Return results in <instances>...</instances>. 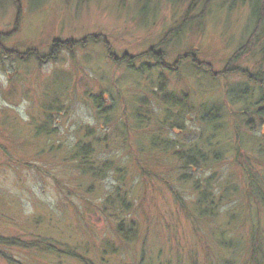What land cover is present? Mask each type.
<instances>
[{
    "label": "rangeland",
    "instance_id": "obj_1",
    "mask_svg": "<svg viewBox=\"0 0 264 264\" xmlns=\"http://www.w3.org/2000/svg\"><path fill=\"white\" fill-rule=\"evenodd\" d=\"M18 2L0 0V235L56 249L0 246V264H254L251 224L264 227V208L246 187L264 188V116L244 115L241 104L229 115V131L237 126L245 144H260L240 150L246 161L231 151L210 166L182 168L149 141L191 142L201 128L196 109L224 105L231 87L260 96L247 78H264V37L237 53L251 28L248 8L196 17L200 8L185 15L187 3L166 0ZM124 53L130 63L112 60ZM176 61V70L158 67ZM99 94L103 111L92 100ZM167 94L189 96L181 130L163 123ZM49 108L55 132L37 135L34 123ZM88 135L96 177L72 154ZM196 184L213 205L196 206ZM204 207L215 214L202 215Z\"/></svg>",
    "mask_w": 264,
    "mask_h": 264
},
{
    "label": "trees",
    "instance_id": "obj_2",
    "mask_svg": "<svg viewBox=\"0 0 264 264\" xmlns=\"http://www.w3.org/2000/svg\"><path fill=\"white\" fill-rule=\"evenodd\" d=\"M141 2H144L145 4H148L151 0H140ZM167 2H170L171 5H177L181 2L187 3L186 9H185V15H188L189 13L193 12L197 8H200L198 14L196 17H202L203 13L202 11L207 10L208 8L210 10L209 13L212 11V7H219L225 9L227 12H231L236 7H247L250 14V24L251 28L248 31V35L246 37V42L243 43L242 47L239 48L238 52H242L243 49H247L245 47H248L251 43H253V40H258L261 37H264V0H166ZM12 3H15L16 7L19 9L20 5L18 0H11ZM202 10V11H201ZM18 17V15H17ZM16 26V25H15ZM16 29V27H15ZM180 31V28H176L175 32ZM6 36H0L1 38ZM105 45L106 43H103ZM14 53H18L13 51ZM148 54H155L151 48L149 49ZM259 54L264 58V38H263V44L261 46V49L259 50ZM19 55V54H18ZM112 60H126L128 63H130V59L132 58L129 54L124 53L122 54L121 58H115L114 55L111 56ZM235 57V56H234ZM180 59V58H178ZM177 59V60H178ZM179 61V60H178ZM178 61L174 62L172 65H167L163 62L159 63V69L163 71H173L176 70V66ZM191 64L194 66V61L191 58ZM146 66V65H145ZM134 66L128 64L127 68L131 69ZM135 71V70H134ZM210 71V70H209ZM224 77V74H218ZM212 76V75H211ZM247 80L251 82L252 84H255L258 91H260V96L254 101V98L248 96V91L246 88L243 89H237V87H231L230 90H227L223 97L224 105L221 103L220 106H216L215 104L206 105L203 104V107H199L197 110V113L200 115V125L201 128L195 133V137L191 142L183 143V144H176L174 145V142L171 140H163L162 143L155 142V139H149L151 147L157 150L162 151L163 153H172V157L176 158L178 162L181 163L182 168H191V167H207L210 166V164L217 163L221 161L226 154H231L235 151V157L241 161L245 160V156L242 155V152H246V150H250V147L252 146V149L255 153V145H257V149H260L259 143H247L245 144V141L241 140V132L240 129L237 126H234L231 131L228 130V124H229V115L231 112H233V106L241 104L242 109L241 112H244L245 115L248 112H252L253 114L264 116V78L260 76L259 73L254 74H248ZM171 96V97H168ZM168 100L165 104L169 106L170 108H175L176 112L174 114L175 121L177 122H168L170 118L173 116L171 115V111H169V107L165 109V117L163 119L164 124H169L170 129H178L181 130L182 124L179 123L183 120L186 112H185V105L182 104L183 100H186V104L188 103L189 96L187 94H183L182 98H176L172 95H164ZM105 97L101 94L97 96H93L92 100L94 101L95 107L101 111H103L105 108L102 107L103 99ZM112 100V99H111ZM221 101V100H220ZM254 101V102H253ZM112 102V101H111ZM189 104V103H188ZM190 105V104H189ZM191 106V105H190ZM195 110V107L191 108ZM195 110V111H196ZM52 111H54L52 108H49L46 110L47 117L44 118L41 121V124L35 122L34 127L36 130L37 135H47L48 137L51 136L55 129H52L54 124V120L52 119ZM111 111V110H110ZM196 113V114H197ZM99 114V113H98ZM173 116V117H174ZM236 116H234L235 119ZM238 118V116H237ZM246 118V117H245ZM251 120L248 121L246 119L247 125H251ZM209 124L211 126V129H209L208 132L203 128L204 125ZM230 128V127H229ZM247 135V134H246ZM89 135L86 137L81 138L78 140V142L73 146L72 154L73 159L76 161H79L80 168L83 173L94 175L96 177L99 172H96V169L91 166L92 163L87 161L88 157L91 154V151L93 149V143L88 140ZM232 138L235 140V145L233 146L231 140ZM264 143V141H263ZM247 145V149L245 150V146ZM175 150V152H174ZM242 152H241V151ZM240 151V152H238ZM237 153V154H236ZM246 161V160H245ZM246 173L248 174L251 179H254L255 174L253 173V170L246 168ZM251 181L247 182V191L249 194V198L254 197L256 194V198L261 200L263 202L262 208H264V188L261 185V182H257V185L251 184ZM195 188L199 191L198 186L196 184ZM253 191V193H252ZM211 196V193L209 191H199L198 194V203L196 206L198 207L199 204H207V199L209 198V205H213L214 200L209 197ZM251 196V197H250ZM208 206V205H207ZM258 205H256L257 208ZM205 210H203L202 215H214V209L211 207H204ZM198 209V208H197ZM256 213L260 212L259 210H256ZM259 211V212H258ZM260 215H258L259 217ZM264 219V218H263ZM252 228L254 229L251 233L250 239V249H251V259L250 262L254 264H264V248L260 246V243L258 239L255 237L256 231H259V233L262 232L261 238H263L264 242V227L259 228V224H251ZM0 246H3L5 248H12V247H18L21 249H41V251H49L52 252L55 248V246L50 242H45L44 240H38L33 239L30 242L22 241L19 238L14 237H8V236H2L0 235ZM69 257H75L78 259H82L79 256L75 255L74 253H66ZM261 256V258L259 257Z\"/></svg>",
    "mask_w": 264,
    "mask_h": 264
}]
</instances>
